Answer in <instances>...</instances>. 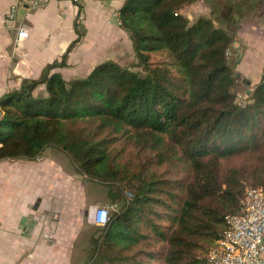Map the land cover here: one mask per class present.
<instances>
[{
    "label": "trees",
    "instance_id": "trees-1",
    "mask_svg": "<svg viewBox=\"0 0 264 264\" xmlns=\"http://www.w3.org/2000/svg\"><path fill=\"white\" fill-rule=\"evenodd\" d=\"M196 1L125 0L133 64L107 59L71 80L51 64L0 100V161L58 147L109 187L118 207L84 264H208L227 217L264 188V74L251 87L234 74L235 37L190 21Z\"/></svg>",
    "mask_w": 264,
    "mask_h": 264
},
{
    "label": "crops",
    "instance_id": "crops-1",
    "mask_svg": "<svg viewBox=\"0 0 264 264\" xmlns=\"http://www.w3.org/2000/svg\"><path fill=\"white\" fill-rule=\"evenodd\" d=\"M124 1L87 0L82 6L52 1L39 8L20 6L15 21L9 22L12 0H0V100L21 88L26 79L39 78L41 74H33L35 69L58 60L64 45L78 36L77 29L83 28L88 39L91 29H98L103 40L97 48L108 52L109 45L125 32L115 19ZM79 11L84 20L75 30ZM19 26H24L29 36L17 43ZM43 88L41 94H36L37 89L34 94L46 95L44 84ZM2 114L0 106V117ZM58 152L48 147L37 160L0 161V264H78L71 256L76 240L73 223L87 201L76 198L78 184L70 172L69 159Z\"/></svg>",
    "mask_w": 264,
    "mask_h": 264
},
{
    "label": "rangeland",
    "instance_id": "rangeland-1",
    "mask_svg": "<svg viewBox=\"0 0 264 264\" xmlns=\"http://www.w3.org/2000/svg\"><path fill=\"white\" fill-rule=\"evenodd\" d=\"M183 12L190 21H195L200 16L211 18L216 26H223L233 34L236 43L235 47L229 51V61L237 72V76L248 81L246 86L249 87L260 81L264 74L263 0H197L184 8ZM80 24L76 18L75 30L76 26ZM92 29L90 39L85 36L83 28L77 29L78 36L64 45L63 53L58 57V60L47 65L46 63L40 64L33 74L39 76L48 65L56 64L52 67V72L56 69L64 78L71 80L86 77L96 64L107 59H113L123 65H130L136 61L132 40L126 30L125 32L122 31L123 34H121L124 40L121 39L120 35L119 40L118 37L115 43L109 45L110 50L107 49L108 52L103 51L101 53L99 45L103 38L100 39L98 29H93V31ZM80 33L84 35V40ZM76 38H79L80 41L77 42ZM98 43L99 45H97ZM98 46L99 48H97ZM40 86L36 90V94H41L43 91V84ZM241 95L239 101L245 103L247 95L242 93ZM55 148L59 151L58 155H63V158L69 159V167L73 170L70 172L75 176V182L78 184L76 198L79 200L84 198L87 201L86 207L81 210V214L73 223L76 240L71 248V256L74 260L76 259L75 263L84 264L92 252L93 238L101 234V226L91 220V208L107 206L109 213L112 214L118 205L111 202L109 187L106 184L88 179L80 174L70 158L67 157L68 155L60 148ZM122 188L125 189L124 186ZM124 193L125 196H132L128 189L126 192L124 190ZM77 206L81 208L79 203ZM161 246L158 244V248ZM152 263L164 264L162 259L154 260Z\"/></svg>",
    "mask_w": 264,
    "mask_h": 264
},
{
    "label": "built area",
    "instance_id": "built-area-1",
    "mask_svg": "<svg viewBox=\"0 0 264 264\" xmlns=\"http://www.w3.org/2000/svg\"><path fill=\"white\" fill-rule=\"evenodd\" d=\"M52 1L82 6L87 0H12L7 20L15 21L20 6L39 8ZM77 19L79 22L84 19L82 11L78 12ZM28 36L29 32L24 26L17 28V43ZM241 97L238 94V99ZM109 214L107 206L91 208V220L98 226L107 223ZM226 225L223 238L209 253L208 264H264V188H250L244 200L243 213L229 215Z\"/></svg>",
    "mask_w": 264,
    "mask_h": 264
},
{
    "label": "water",
    "instance_id": "water-1",
    "mask_svg": "<svg viewBox=\"0 0 264 264\" xmlns=\"http://www.w3.org/2000/svg\"><path fill=\"white\" fill-rule=\"evenodd\" d=\"M115 19L117 20V23H119V22H118V16H115ZM234 74L237 75V72L235 71Z\"/></svg>",
    "mask_w": 264,
    "mask_h": 264
}]
</instances>
